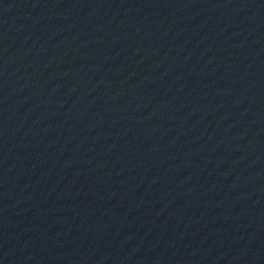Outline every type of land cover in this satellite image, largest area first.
Wrapping results in <instances>:
<instances>
[{"label": "water", "instance_id": "1", "mask_svg": "<svg viewBox=\"0 0 264 264\" xmlns=\"http://www.w3.org/2000/svg\"><path fill=\"white\" fill-rule=\"evenodd\" d=\"M0 264H264V0H0Z\"/></svg>", "mask_w": 264, "mask_h": 264}]
</instances>
